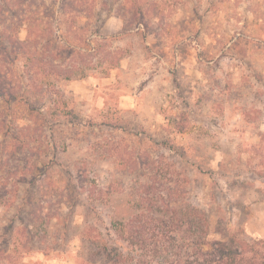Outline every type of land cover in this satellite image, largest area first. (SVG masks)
<instances>
[{
    "label": "rangeland",
    "instance_id": "rangeland-1",
    "mask_svg": "<svg viewBox=\"0 0 264 264\" xmlns=\"http://www.w3.org/2000/svg\"><path fill=\"white\" fill-rule=\"evenodd\" d=\"M29 2L0 0V183L18 186L0 264H115L111 222L145 196L202 208L212 238H264V0L77 1L58 33L104 52L38 86Z\"/></svg>",
    "mask_w": 264,
    "mask_h": 264
},
{
    "label": "trees",
    "instance_id": "trees-1",
    "mask_svg": "<svg viewBox=\"0 0 264 264\" xmlns=\"http://www.w3.org/2000/svg\"><path fill=\"white\" fill-rule=\"evenodd\" d=\"M28 1V0H27ZM59 2L58 8L49 9L42 2H29L24 13V25L27 37L18 41L20 55L24 58L25 76L36 86L43 77L57 76L71 79L78 63L84 62L85 69L92 62L91 57L104 52L102 44L87 52L77 49L70 38L64 39L58 33L60 27L67 26L68 33L76 34L69 22L81 11L79 2L87 0H53ZM74 2L76 6H74ZM32 3L39 8L42 15L35 17ZM72 3V5L70 4ZM37 16V15H36ZM71 20V21H69ZM94 50V51H93ZM107 51V55H109ZM117 61L111 62L116 65ZM5 91V90H4ZM13 97L18 98L16 92ZM5 97V93L2 94ZM0 210L6 212L16 206L15 197L4 196L6 192L17 193V184L10 189L0 183ZM156 195L153 192V196ZM145 211L113 218L112 226L117 237L113 248H107V258L115 264H264V238L248 240L236 233H228L227 238L211 237V220L209 214L198 206L169 200L163 204L157 199L145 196ZM159 208L160 213L148 210ZM162 207V208H161ZM153 212V211H152ZM13 220V219H12ZM3 221V220H2ZM1 224V221H0ZM14 228L2 225L0 228ZM2 238V236H0ZM1 240V239H0ZM0 249V256L7 260L16 259L11 252Z\"/></svg>",
    "mask_w": 264,
    "mask_h": 264
}]
</instances>
